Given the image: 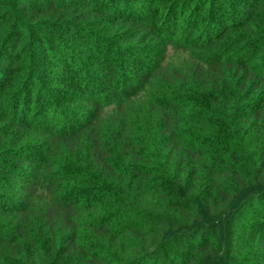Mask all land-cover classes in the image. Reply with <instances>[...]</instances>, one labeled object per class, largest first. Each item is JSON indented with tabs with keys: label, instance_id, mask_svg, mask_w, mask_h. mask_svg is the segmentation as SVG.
<instances>
[{
	"label": "trees",
	"instance_id": "obj_1",
	"mask_svg": "<svg viewBox=\"0 0 264 264\" xmlns=\"http://www.w3.org/2000/svg\"><path fill=\"white\" fill-rule=\"evenodd\" d=\"M154 78L125 155L95 118ZM0 264H264V0H0Z\"/></svg>",
	"mask_w": 264,
	"mask_h": 264
},
{
	"label": "rangeland",
	"instance_id": "obj_2",
	"mask_svg": "<svg viewBox=\"0 0 264 264\" xmlns=\"http://www.w3.org/2000/svg\"><path fill=\"white\" fill-rule=\"evenodd\" d=\"M183 48V49H182ZM191 46H181V49L172 48L170 44L167 45V47L164 49V53L162 54V62H164L163 67L161 70H159L158 74L156 75L157 79L167 81V82H177L179 86H182L184 90H187V78L185 76V66L184 64H191L194 63L192 58L194 55L189 51ZM188 52V53H187ZM166 61V62H165ZM153 76L155 77V69L152 71ZM158 85L155 84V78L150 82V95L148 92L141 93L136 98H127L126 101L123 104L122 112L118 117L113 116V109L104 110L102 114L97 115V120L103 119L105 122L109 124L110 128H114L115 125H117V121L119 119L122 120L124 123V127L118 132V139L121 143L122 149L125 153V155H128L130 147L134 143H141L139 142V139H146L147 138V132L146 130L155 131V103L156 98L158 97L157 94H169L173 92L170 87L168 86L165 90H158L155 91L153 89H156ZM155 92H157L155 94ZM176 93V92H174ZM149 95V97H148ZM149 118H153V120H150ZM149 119V120H147ZM147 120V121H146ZM102 132H106V129H103L100 127L98 129L97 136V147H101L100 142L102 141L101 135H99ZM63 146L61 149L65 150L63 152L62 158L69 159L70 155L74 152V149L69 145ZM106 147V146H105ZM115 147V146H114ZM55 150L56 148H50L47 153L51 155L52 158H55ZM108 150L113 151V147L107 148L103 151H97L95 153V159L92 164H96L98 161V157H105L109 156L111 157V153H108ZM114 156V154H113ZM76 157H78V160L76 162H84L86 161V155L83 154L80 150L76 152ZM89 160V159H87ZM115 160V159H113ZM50 161L49 163V169L52 165ZM61 163L57 166L56 169H53L51 171L50 169V175L53 177H49V182H51V186L54 189L59 188L61 191L60 181L57 180V173L62 172ZM58 195H54L53 201H57L59 205H63V197H59ZM50 200L49 202H51ZM230 210V209H229ZM225 213V211H223ZM226 214V213H225ZM230 211L227 213L229 216ZM223 228V227H222ZM226 228V226H225Z\"/></svg>",
	"mask_w": 264,
	"mask_h": 264
}]
</instances>
